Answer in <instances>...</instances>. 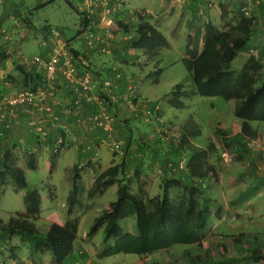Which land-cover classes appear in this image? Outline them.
<instances>
[{"label":"trees","instance_id":"trees-1","mask_svg":"<svg viewBox=\"0 0 264 264\" xmlns=\"http://www.w3.org/2000/svg\"><path fill=\"white\" fill-rule=\"evenodd\" d=\"M65 1L79 15V28L75 37L71 40L65 39L61 32H58L68 43H72L78 37L80 29L87 26L90 21L86 19L77 7H73L67 0ZM244 14V12L242 14L238 11L239 16L235 23L220 29L211 22H207L202 26L197 25L198 12L192 10L191 18L187 22L189 38L186 42L185 56L182 58V64L188 74L192 88L187 90L180 85L176 86L175 90L169 95L167 103L173 108L182 109L184 107L183 99L195 95L218 97L226 101L236 100L233 114L237 120H240L239 131L225 144L227 146L235 144L236 148L243 149L250 159V157L254 156L255 151L250 149L249 141L258 137L257 129L251 123L253 121H264V62L260 56L249 54L238 69L231 68L232 61L239 52L248 47V42L252 36L254 18ZM20 18L22 24L26 27L32 26L27 15ZM137 19V23H132L136 24L133 28L134 36H128V39L122 42H127L126 47L133 48L144 56H157L160 50L168 47L166 38L151 24L150 16L147 13L139 14ZM118 27L124 35L130 31L128 25L118 23ZM41 31L49 33V27L44 26ZM1 43L2 41L0 42V58L2 60L5 57ZM71 51L75 56L79 54L73 49ZM127 54L125 52L123 56L118 57V64L125 66L132 62L125 58ZM84 59L89 63L94 79H98L100 82L109 80L116 88L118 87L116 80L121 78L119 68H111L113 72H116L115 76L117 73L120 74L119 79H116L115 76V80L97 76L89 57L84 56ZM13 69L17 73V80L20 85L18 89L13 88V91L21 89L36 90L44 86L42 73L36 70L35 67L26 68L14 63ZM158 74L159 70L151 75ZM3 80L6 81L7 76H4ZM8 82L11 85L9 80ZM129 82L137 87L134 76L130 78ZM1 93H8V91H1ZM139 97L148 102V104L146 108H142L140 105L137 111L133 112L135 117H141L144 113L142 111H154L155 105L152 101L146 100L140 95ZM109 104L111 103L109 102ZM118 107L120 106L113 105L109 109L113 117L112 125L115 121L113 114L116 109H119ZM159 114H161L160 111H157L156 118L161 124L158 117ZM188 124L182 126L179 138H173L170 141L166 140L167 144L170 142L169 144L172 146L167 150L168 153L177 150L188 157L183 170L179 169V164L177 163H173L177 165L166 167V172L163 173L160 195L144 201L138 193L127 190L125 185L130 184V181L126 180L124 175H122L119 165L108 168L94 180L87 192L89 198L103 194L109 186L114 185L116 187V199L102 210L86 232V237L90 238L100 228H103V244L107 245L110 240L113 241L112 245H107L97 255L99 259L119 254L147 256L156 252L166 251L175 245L198 244L202 240L201 233L207 226L211 212L208 205L210 202L203 196L207 190L213 189L214 184L218 182V177L215 168L208 161L207 149L191 142L193 137L200 135V130L196 126ZM6 132L8 131H4V136L0 143L5 140ZM49 132L50 135L46 138L44 144H46V141L49 142V145L48 143L47 145L52 154L49 157L50 165L52 166L56 160L55 154H53L54 141L57 135L64 136V134L60 129L56 130V136H54V131ZM34 135L37 141L38 136ZM111 140L115 141L113 138ZM115 142L122 144L121 149L125 153L128 148L126 146L128 140L126 139V143H122L120 140ZM181 160L179 159V161ZM25 162L28 169H36L34 157L31 154L25 156ZM120 174L122 175L121 177ZM7 178L13 180L16 188L26 191L23 195L24 206L32 213L34 212L32 215L38 214L41 207V197L37 190L28 189L24 170L15 165V160L9 147H5L0 156V187L5 185ZM80 182L79 169L75 167L71 175V189L68 191L65 203L67 218L62 225L50 223L45 232L40 233L33 222L30 221L28 215L16 214L6 222L0 220V238H7L6 241L10 244L13 237H18L20 243L31 254L49 253L52 264L66 263L75 252L79 218H71V216L73 210L79 205ZM176 188L180 189L181 192L178 194V198L172 201L171 192L172 189ZM211 202L215 205L216 215H219L221 212L219 202ZM130 216L135 217V234L125 232L120 225ZM15 249L16 247L12 246L10 253H15ZM263 253L264 250L257 246L252 248L251 251H245V256L247 261L258 263ZM78 254L81 258L84 257L81 251ZM243 261L237 258H225L219 264H241ZM211 262L208 261L205 264H217Z\"/></svg>","mask_w":264,"mask_h":264},{"label":"rangeland","instance_id":"rangeland-1","mask_svg":"<svg viewBox=\"0 0 264 264\" xmlns=\"http://www.w3.org/2000/svg\"><path fill=\"white\" fill-rule=\"evenodd\" d=\"M67 1L73 7H77L80 3V0ZM155 1L126 0L125 4V7L129 10H138L147 14L148 12L145 10L150 11L153 15V20L150 19V22L160 30L168 42V47L160 50L157 56L148 57L137 51L131 55L127 54L125 57L132 61L126 66L135 74L139 95L146 100L152 101L155 105L154 111H146V117L149 120L146 118H144L145 121L140 120L138 122L135 120L128 128L136 137L137 132L134 128H138V133L141 136H147L150 142L156 131H158V134H156L157 140H155L154 144L149 143L147 149L144 150L143 157L144 160H148L149 157L152 156L153 158L154 155H157V159L161 160L165 157L163 150L167 151L172 146L169 144L170 142L167 144L160 140L158 135L164 138L166 136L169 137V133L172 130L168 125L170 122L174 126H181V128L187 123L190 126H196L200 130V135L193 137L191 142L199 147H206L208 161L217 172L218 182L214 184L212 190H207L203 196L209 200L210 203L208 205L211 212L207 226L201 233L202 240L196 244L197 248L193 252L184 251L186 245H175L164 256V251H160L147 255L148 259L158 263L170 259L171 262L169 264H172L174 259L177 260V263L174 264H189V260L192 261L191 264H199L200 262L205 264L202 261H212L211 263L219 264L225 258L245 260L242 264L264 263V253L258 263L247 261L245 256V251H251L252 248L257 246L264 250V121H253L251 123L257 129L258 137L249 141L250 149L255 151L254 156L249 159L243 149L236 148L235 144L231 146L225 144L239 131L240 120H237L233 114L236 100L226 101L218 97L195 95L183 99L184 107L182 109L173 108L167 103L169 95L175 90L176 86L180 85L187 90L192 88L188 74L182 64L186 42L189 37L186 40V30L179 21H176L172 34L168 32L171 29L170 27L167 30L159 28L160 23L169 26V21L167 19L162 20V16L155 12ZM10 2L11 4L9 5L14 10L10 14L16 15L17 13L19 18L27 15L32 24L28 30L24 25L23 29L27 30V37L25 41H21L19 46L25 56H40L49 49L51 36L49 33L41 32V28L44 26L60 31L61 35L67 40L75 37L79 28V15L65 0H10ZM211 3L209 1L208 5H211ZM241 7L239 12L243 14ZM10 14L7 12L5 14L0 13V16L4 17L0 23V30H9L10 19L5 16ZM199 15L201 14L199 13ZM197 24L202 26L206 23H198L197 21ZM127 25L130 27V31L125 35L122 34V37L134 36L133 28L136 24ZM228 25L216 24L220 29ZM76 39L74 46L76 48L82 47L81 38L78 37ZM117 42L122 41L117 40ZM128 49L130 47H127L126 53H128ZM251 53L248 47L239 52L232 61L231 68L238 69ZM101 57L99 59L108 60V56ZM94 60L97 61L98 58L94 57ZM123 69L126 70V67ZM157 70H159L158 75H151ZM14 73L16 74V72ZM157 111L161 113L158 116L161 124L156 118ZM176 135H179V132ZM118 139L122 143H126L124 137ZM118 139L114 138L113 140L119 141ZM136 139L138 142V137ZM45 143L49 145L48 141ZM151 149H155V151L152 153ZM48 153L46 152L47 156L50 154ZM182 154L184 153H180L177 150L171 153L172 157L169 158L171 164H180L178 163V158ZM47 163H49L47 157L40 155L36 163V169L30 170L20 155L17 166L24 170L28 189L38 191L41 197L40 212L32 215L34 212L32 213L23 204V195L26 191L16 188L13 180L7 178L5 185L0 187V220L6 222L16 214H25L30 217V221L33 222L36 229L43 233L50 224V220L55 218V215L60 219L66 218L65 203L68 190L71 189L69 178L73 171H71L68 164L66 166L67 169H64V162L61 160L59 162L56 161V165L51 167ZM156 175L159 179L158 182L154 186H149L145 192L137 188L134 178L130 184L125 185V188L133 193L138 192L139 195L143 192V197H141L144 201L150 200L161 194L163 176L162 173ZM170 176L172 177V175ZM89 180L86 176L83 182H80L79 205L74 209L73 217L79 218L78 238L89 230L94 223V219L116 198V193L112 190H108L102 196L95 195L89 198L87 196V192L91 187ZM180 192L181 190L178 188L172 189L171 200L175 201ZM211 201L219 202L221 206L219 215H216L215 205ZM120 225L125 232L136 233L134 216H130ZM103 237V228H100L94 236L86 237L90 239L89 241H92V245L96 246V254H98V251H103L107 245L113 244V241L110 240L109 244L104 245ZM78 238L75 241V245L80 240ZM6 240L7 238H0V242L3 241L0 243V262L14 260L16 257L15 253H10V248L13 245ZM17 240L19 238L14 237L12 239L13 244ZM141 257L133 254L114 256L118 261L123 260L121 261L122 263H132ZM197 257H200V260H197Z\"/></svg>","mask_w":264,"mask_h":264},{"label":"crops","instance_id":"crops-1","mask_svg":"<svg viewBox=\"0 0 264 264\" xmlns=\"http://www.w3.org/2000/svg\"><path fill=\"white\" fill-rule=\"evenodd\" d=\"M81 1V0H80ZM209 1H211V5H208ZM10 0H0V13L8 14L12 13V6ZM213 4V5H212ZM9 5V6H8ZM154 9L155 12L159 13L162 16V20L167 19L169 21V26L159 24V28H163L167 30L169 27L171 28L168 32L172 34L173 29L175 28L176 21L181 22L182 27L186 30V40L189 37L187 31V22L191 18L192 10L198 12V23H207L211 22L214 25H231L235 23V20L238 18V11L239 8L243 5V0H156L154 2ZM211 7V8H210ZM242 8V7H241ZM12 10V11H10ZM148 12L150 19L153 20V15L150 11L145 10ZM199 13L201 15H199ZM214 13V15H213ZM223 13V15H222ZM247 16H253V30L252 36L250 41L248 42V48H250L251 54L255 56H260V58L264 62V0H254L252 4L249 5L247 12L244 14ZM218 16V18H217ZM5 17L10 19L9 23V31L15 33V36L18 38V46H20L21 41H25L27 37L26 31L31 28L27 27V30L23 29L24 24H22L21 19L19 16L15 14H10ZM3 16H0V23L3 20ZM13 19V20H12ZM152 24V23H151ZM153 25V24H152ZM198 25V24H197ZM154 26V25H153ZM155 27V26H154ZM156 28V27H155ZM159 32L160 30L156 28ZM42 32V31H41ZM44 33V32H42ZM161 33V32H160ZM162 34V33H161ZM163 35V34H162ZM164 36V35H163ZM76 40H73L72 44L76 43ZM2 40H0L1 42ZM168 43V42H167ZM4 48V43H1ZM127 42L117 43L112 49L111 55H99L92 52H87V56L89 57L90 62L92 63V68L97 74V76L108 77L115 80V73L111 70V68H119V73L121 74V78L116 80L118 83L117 93L120 96L125 95L128 85L131 83L129 82L130 78L133 77L135 74L132 70H130L125 64L126 70L124 66H121L118 61V57L121 55L123 56L127 50L125 46ZM79 50H83V46L78 48ZM133 48L128 49V54L136 53ZM94 55V56H93ZM101 56H108V60H101ZM94 57H97L98 60L95 61ZM17 63L13 58L2 59L0 58V92L1 91H8L12 92L13 88H19V82L17 80V73L15 74L13 65ZM4 76H7V80H3ZM135 77V76H134ZM8 80L11 82H8ZM138 89V85H137ZM68 98L67 90L61 89L60 92L57 94V98L53 101H50L49 105L52 106L55 113L59 116V123L60 127H65L69 129L70 133L67 137V141L63 149L55 154L56 160L53 166L56 165V161H63L64 165L63 168L67 169V164L70 165L71 171L74 170L75 167L79 169V173L81 176V182H83L84 177L87 176V179H90V185L92 186L94 180L99 176L102 172L107 170L112 166L119 165L122 175H124L126 180H129L130 183L132 179L135 181L136 186L140 190H144L143 192L147 191L149 186H154L156 182H158V177L156 174H161L166 172V167L172 165L169 161L171 153L168 151L163 150L165 155L164 158L161 160L157 159V155H154L152 158L149 157L148 160H144L143 154L144 150L150 144H154L155 140H157L156 131L155 136L151 138V142L147 136H141L138 133V128H134L137 132L138 142L136 141V135H133L129 125H131L135 120L140 121L144 120V118L148 119L145 114L146 112L142 111L144 116H134L133 112L129 111L124 105H119V109L114 111V118L115 121L112 125L111 132H104V131H96L93 134L84 133L82 130L78 129L74 125V116L72 114H68L65 112L66 106L65 102ZM116 108V107H115ZM127 109V110H125ZM140 111V110H139ZM91 112V108L87 105H84L78 111L79 115H87ZM149 120V119H148ZM171 127V131L169 133V137H161L158 135L159 139L166 142L173 140V138H179V135H176L178 132L180 133L181 126H174L171 122L168 124ZM57 135V132L54 131V136ZM107 137L113 138H120L124 137L128 140V144L126 145L128 148L126 152L122 150L120 154H112L110 150L101 148L99 146L100 142ZM146 141H145V140ZM167 140V141H166ZM156 145V144H155ZM11 148L15 165L19 164V157L20 155L23 157L25 161V156L27 154H31L34 157L35 165L37 163L38 157L40 155H44L49 160V157L52 155L49 149V146L44 144V142H37L35 135L31 133L30 129L26 126L24 121L20 120L19 124L14 126L11 130L6 132L5 140L0 143V156L3 153V149L5 147ZM162 146V145H161ZM100 147V148H98ZM206 148V147H203ZM152 153L155 149L150 150ZM46 152H49V156L46 155ZM208 153V151H207ZM182 159L179 163H186L187 156L182 154L180 158ZM48 162V161H47ZM26 163V162H25ZM173 163V162H172ZM47 165H50L47 163ZM19 167V166H18ZM22 169V168H21ZM120 174V177L122 176ZM159 176V175H158ZM69 182L71 183V175L69 178ZM108 190L115 191L116 187L114 185L109 186L103 194ZM69 191V190H68ZM143 192L140 196L143 197ZM138 193V192H137ZM116 199V198H115ZM74 215V210L72 213L71 218ZM67 218V217H66ZM66 218H58L55 215V218L50 220V223H57L62 225ZM133 233V232H130ZM14 238V237H13ZM12 238V239H13ZM78 238V234H77ZM80 240L75 245V252L70 260H68L64 264H121L123 260H116L113 257L102 258L99 259L97 255L101 253L98 251L96 254V246L92 245V241L86 238V233H83L82 237H79ZM78 238V239H79ZM10 241V244L16 247L15 254L16 257L14 260L3 261L0 264H52L51 257L49 253L43 254H31L28 249H26L21 243L20 240L16 242ZM100 248V247H99ZM187 248V249H186ZM184 251H194L197 246L196 244L186 245ZM169 250V249H168ZM168 250L164 251V254H167ZM81 251L84 257L78 254ZM97 258V259H95ZM200 257H197V260ZM189 260V259H188ZM171 262L170 259L167 261H162L161 263L149 261L148 256H142L139 260L132 262V263H122V264H169ZM191 264V260L188 261ZM177 263V260L174 259L172 264ZM202 263H205L202 261ZM201 264V262L199 263ZM242 264V263H241ZM249 264V263H248ZM264 264V263H261Z\"/></svg>","mask_w":264,"mask_h":264},{"label":"built area","instance_id":"built-area-1","mask_svg":"<svg viewBox=\"0 0 264 264\" xmlns=\"http://www.w3.org/2000/svg\"><path fill=\"white\" fill-rule=\"evenodd\" d=\"M253 1L243 0L241 10L246 13ZM125 4L126 0L80 1L77 9L90 21L87 26L80 29L78 35L83 50L68 43L57 30L49 29L51 36L49 49L43 55L28 57L19 49V40L14 32L0 30L4 43V57L13 58L17 64L26 68L35 67L42 73L44 83L42 88L36 90L21 89L3 94L0 92V141L4 131H9L22 120L30 131L38 136V142H44L50 135L49 131L62 130L64 136L57 135L53 144V154L59 153L65 146L70 131L64 126L60 127L59 117L49 103L57 98L61 89L68 92L65 112L72 114L74 125L87 134H93L98 130L111 132L113 117L109 109L113 105H124L131 112L137 111L140 105L142 108L147 107L148 102L139 97L136 85L129 84L125 95L120 98L116 92L117 88L111 81L100 82L93 78L89 63L84 59L87 52L111 55L112 48L118 43L117 40L128 39L122 37L118 23L123 25L137 23V17L142 12L129 10ZM71 49L79 54L75 56ZM115 77L119 79L120 74L117 73ZM84 105L89 106L91 112L79 115L78 111ZM99 146L110 150L111 153L122 152V144L112 141L110 137L102 140ZM184 165L185 163H180L179 169L183 170Z\"/></svg>","mask_w":264,"mask_h":264}]
</instances>
